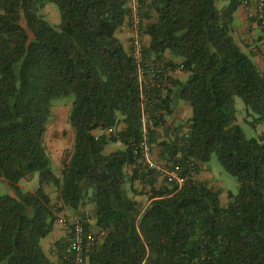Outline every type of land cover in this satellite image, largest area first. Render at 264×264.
Segmentation results:
<instances>
[{"label": "trees", "instance_id": "1", "mask_svg": "<svg viewBox=\"0 0 264 264\" xmlns=\"http://www.w3.org/2000/svg\"><path fill=\"white\" fill-rule=\"evenodd\" d=\"M242 1L149 0L142 14L158 18L141 25L150 38L143 65L176 68L164 60L170 53L188 75L169 77L153 104L151 154L159 146L157 162L192 160L198 171V162L217 154L240 184L223 206L220 191L198 179L156 187L161 175L134 159L130 141L142 137L139 70L117 34L130 0H0V178L12 191L0 196V264H73L64 259L68 237L55 243V261L43 240L63 207L83 212L89 204L96 218L85 227L104 235L85 241L84 264H264V133L247 138L236 108L240 97L246 121L264 124V72L234 35ZM49 4L58 24L42 13ZM69 96L75 140L58 176L45 136L53 101ZM175 97L192 107L184 124L173 123ZM109 143L123 147L107 153ZM34 173L41 188L23 191L20 182ZM44 184L57 189V203Z\"/></svg>", "mask_w": 264, "mask_h": 264}, {"label": "built area", "instance_id": "2", "mask_svg": "<svg viewBox=\"0 0 264 264\" xmlns=\"http://www.w3.org/2000/svg\"><path fill=\"white\" fill-rule=\"evenodd\" d=\"M149 0H130L132 29L134 37L132 41V56L138 65L139 81L141 88V105H142V137L140 141L131 139L130 146L137 164L155 169L167 183L184 184L189 180H196L199 171L197 162L188 160L184 164L167 165L159 163L151 154L148 143L149 127L152 125L151 110L153 104L159 101L163 94L166 81L177 71H181V65L173 68L165 66L163 63H153L149 66L143 65V42L141 25L144 22L143 12L148 9ZM242 4L248 10V18H254L264 28V0H243ZM107 133L110 130L106 131ZM68 230V241L64 250V259L71 261L73 264H84L85 241L88 244L94 243L104 232L95 231L93 228L86 229L85 224L91 222V217L87 212H80L75 215L74 219L66 223Z\"/></svg>", "mask_w": 264, "mask_h": 264}, {"label": "rangeland", "instance_id": "3", "mask_svg": "<svg viewBox=\"0 0 264 264\" xmlns=\"http://www.w3.org/2000/svg\"><path fill=\"white\" fill-rule=\"evenodd\" d=\"M57 12H58V9L53 4L48 6L46 9L44 8V10L42 11L45 18L48 19L53 24H58L57 22L60 21V14L59 12L58 13ZM250 26L253 27V25H250ZM255 30L257 31L256 36H259L261 33H263L261 27L257 23H256V27L255 28L253 27V31ZM165 93L166 92L163 90V94H162L163 97L165 96ZM73 101H74L73 96L59 97L53 101V113L47 125V132L45 136V138L47 137L45 144H46L48 151H51V153L57 155L58 161L61 160L62 163L64 160L70 159V156L72 155L73 143L75 140L74 129L72 128L70 121H69V117H68ZM236 108H237V122L240 124L245 136L247 138L258 137L260 135L258 128L253 127L250 123L246 121L245 104L242 98L240 97L236 98ZM249 120L251 121L252 118H249ZM173 123H179V122L174 120ZM122 147H123L122 143H109L106 146L105 151L109 153L113 150H117ZM153 155L155 159H158V156L155 155V153ZM64 164L65 163H63V165ZM53 167H54L55 174L60 176L61 171H58V169H55V165ZM198 167L200 170L201 164L199 162H198ZM203 170L205 171V175H212V178H209V177L203 178V179H200L199 181H205L215 190H219L221 204L225 206L229 200L228 198L229 192L236 194L238 193L240 189V184L237 178L234 177L232 174H230L223 167L217 154H213L211 157V160L207 163H204ZM159 177L160 176H158V178ZM161 185H168V183L166 182L165 179H163V177H162ZM161 185H158V186H161ZM20 186L23 191H35L41 188V184L39 181V174L34 173L30 179L22 180L20 182ZM138 189H140L139 191L142 193L149 192V188L146 189L145 186L140 187ZM11 193L12 191L8 187L7 183L5 181L0 180V196L11 194ZM51 193L52 195H54L53 192ZM138 198L142 199V201H145L147 199V195H138ZM93 206H94L93 204L87 205V209L83 210V212H87L91 217L93 210H94ZM50 239H53L52 233L49 235L48 240Z\"/></svg>", "mask_w": 264, "mask_h": 264}, {"label": "crops", "instance_id": "4", "mask_svg": "<svg viewBox=\"0 0 264 264\" xmlns=\"http://www.w3.org/2000/svg\"><path fill=\"white\" fill-rule=\"evenodd\" d=\"M50 5H52V4L47 5L45 7V9ZM150 14H151V18L144 19V22H143L144 24L157 22V19H158L157 14L154 11H152ZM59 22L60 21H58L57 23H59ZM131 23H132V15L129 16V18L127 19L125 24L123 26H121V28L117 32V34H118L119 38L121 39L125 49L128 52L132 51V41H133V37H134V31L132 29ZM234 23H235L234 24V35H235L236 39L238 40V42L242 46L243 50L247 53H250L253 56V59L257 63L259 69L262 72H264V34L261 33V36L260 35L256 36L257 31L256 30L253 31V27L254 28L256 27V23L252 22V20L248 18V10L243 5L235 14V22ZM249 24L253 25V27H251ZM141 36H142L143 45L147 46L149 44L150 38L144 34H141ZM244 39H245V41H244ZM164 60L171 62L173 64H177V66H179L182 62V58L175 57V56L171 55L170 53H166L164 55ZM187 76L188 75L186 73H184L183 71H177L176 73L173 74L172 77H175V78H178V79L185 81L187 79ZM172 106H174L173 115L176 116L175 117L176 121H178L179 123H182V124L186 123L192 115V107H191L190 103L183 100V99H178L177 97H175V101H173ZM125 127H126V124L124 122H121L120 125L118 126V129L121 130ZM257 128H258L260 134L264 133V124L258 125ZM46 139H47V137L45 138V141H46ZM153 148H154L155 155L159 156V151H160L159 146L155 145V146H153ZM49 153L51 154V156L53 158L55 169H58V171H62V169L64 168V165L70 159L64 160L65 162L63 161V163H65V164L63 165L61 160L58 161L57 155L51 153V151H49ZM61 158H62V156H61ZM70 158H71V156H70ZM199 163L201 164V169L199 171L198 180L203 179V178H208V177L212 178V175H205V171L203 170L204 163H201V162H199ZM32 176L33 175H31V177ZM160 177L157 179V182L155 184L156 187H159L158 185H161L162 177L161 178ZM30 178H28V179H30ZM0 180L4 181L3 178H0ZM135 185L137 188L145 186L146 189H148V188L150 189L149 185H145L141 181L135 182ZM43 188L51 196L52 201L54 203H57L58 202V198H57L58 192L56 191V189L54 187H51V186H48L45 184L43 185ZM138 190H140V189H138ZM51 192H53L54 195H52ZM86 209H87V206L83 207V209H81V211L86 210ZM93 209L94 210H93V213L91 215V223L94 225L95 218H96V209L94 206H93ZM79 212H80V210L79 211H73L68 206L63 207L61 215L59 214V219L55 223L54 230L52 231L53 239L48 240L49 236H47L43 240L44 250L51 260L55 261L58 258V255L53 251V247H54L55 243H57L59 240L66 239L68 236V230L66 229V224L62 219H64L66 221V223H69L74 219L75 215L78 214ZM47 240H48V242H47Z\"/></svg>", "mask_w": 264, "mask_h": 264}]
</instances>
